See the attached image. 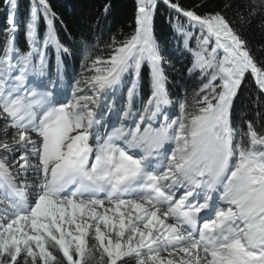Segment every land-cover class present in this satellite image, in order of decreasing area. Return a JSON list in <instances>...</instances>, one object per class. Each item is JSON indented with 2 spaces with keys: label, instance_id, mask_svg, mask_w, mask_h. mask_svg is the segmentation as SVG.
I'll return each instance as SVG.
<instances>
[{
  "label": "snow or ice",
  "instance_id": "obj_1",
  "mask_svg": "<svg viewBox=\"0 0 264 264\" xmlns=\"http://www.w3.org/2000/svg\"><path fill=\"white\" fill-rule=\"evenodd\" d=\"M160 3L188 20L177 31L202 81L191 100L168 89L153 31ZM17 10L7 0L0 47V264H264V131L233 123L246 74L264 92V64L231 23L136 0L134 34L113 38L106 58L92 59L83 39L92 75L65 93L46 76L50 48L57 80L72 55L48 0H31L27 51ZM145 68L151 95L134 109Z\"/></svg>",
  "mask_w": 264,
  "mask_h": 264
},
{
  "label": "trees",
  "instance_id": "obj_2",
  "mask_svg": "<svg viewBox=\"0 0 264 264\" xmlns=\"http://www.w3.org/2000/svg\"><path fill=\"white\" fill-rule=\"evenodd\" d=\"M173 2L200 15L216 12L222 14L247 41V46L258 64H264V0H173ZM17 3L19 30L16 33V43L22 51H27L24 21L28 18L31 0H17ZM48 3L56 14L54 20L56 34L60 42L72 52L71 56L61 55L63 61L61 81L57 80L56 52L53 48L48 50L46 76L55 81L59 88L92 75L83 62L81 49L83 39L89 41L92 59L106 58L111 51L109 45L113 38L119 43L130 38L135 32L136 0H48ZM6 4L7 0H0V47L4 44L5 30L8 27ZM106 5L109 8L107 13L104 12ZM252 10L255 11L254 15L250 14ZM178 24L187 27V18L160 3L154 17L153 31L161 47L165 72L169 80L168 89L174 101L182 97L185 91L191 100L193 91L202 84L199 73L191 76L188 74L193 55L185 48L184 38L177 31ZM44 30L45 24L42 20L41 33ZM189 47L196 49L195 38L189 41ZM150 95V78L145 68L142 73L140 94L134 104L136 106L143 104ZM172 108L174 114H178L175 104ZM248 121L252 122L258 132L264 131V92L259 90L254 77L250 74H246L233 103L234 125L238 124L241 129L246 130ZM126 259L128 264H134L131 258Z\"/></svg>",
  "mask_w": 264,
  "mask_h": 264
},
{
  "label": "bare ground",
  "instance_id": "obj_3",
  "mask_svg": "<svg viewBox=\"0 0 264 264\" xmlns=\"http://www.w3.org/2000/svg\"><path fill=\"white\" fill-rule=\"evenodd\" d=\"M56 86H57V88H59V87H58V84H56ZM59 89H61V88H59ZM61 91H62V89H61Z\"/></svg>",
  "mask_w": 264,
  "mask_h": 264
},
{
  "label": "rangeland",
  "instance_id": "obj_4",
  "mask_svg": "<svg viewBox=\"0 0 264 264\" xmlns=\"http://www.w3.org/2000/svg\"><path fill=\"white\" fill-rule=\"evenodd\" d=\"M0 123H2V121H0ZM0 199H2V198H0Z\"/></svg>",
  "mask_w": 264,
  "mask_h": 264
}]
</instances>
